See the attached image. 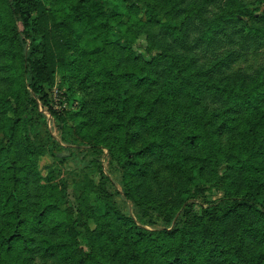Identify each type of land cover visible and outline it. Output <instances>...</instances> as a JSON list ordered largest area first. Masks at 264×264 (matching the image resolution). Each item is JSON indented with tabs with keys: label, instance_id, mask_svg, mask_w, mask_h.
I'll use <instances>...</instances> for the list:
<instances>
[{
	"label": "trees",
	"instance_id": "16d2710c",
	"mask_svg": "<svg viewBox=\"0 0 264 264\" xmlns=\"http://www.w3.org/2000/svg\"><path fill=\"white\" fill-rule=\"evenodd\" d=\"M121 2L118 16L102 0H0V264H264V71L228 85L230 57L199 65L207 36L195 43L192 14L204 3ZM231 4L217 21L236 20ZM143 35L151 60L119 42ZM58 78L81 101L71 132L48 102ZM46 115L100 173L74 208L38 171L60 146ZM218 180L225 196L211 201Z\"/></svg>",
	"mask_w": 264,
	"mask_h": 264
},
{
	"label": "rangeland",
	"instance_id": "374dc122",
	"mask_svg": "<svg viewBox=\"0 0 264 264\" xmlns=\"http://www.w3.org/2000/svg\"><path fill=\"white\" fill-rule=\"evenodd\" d=\"M102 1L107 12L113 11L118 16L124 15V5L121 0ZM158 1L162 2L163 0ZM226 1H232L230 8L236 12V20L231 24L217 21ZM186 3L188 8L191 5L189 3H204L195 14H192V23L197 29L194 32L195 43L207 36L194 52L199 65L207 66L217 62L215 60L217 58L230 57L232 64L218 73V77L222 76V80L228 79V85H233L242 78L257 77L264 71V0H221L217 4L206 3L205 0H186ZM139 7L144 9L142 5ZM260 17L263 18L260 19ZM124 21H126L125 18H123ZM160 21L163 23L164 19L160 18ZM210 38L211 41L208 40ZM119 42L146 60H151L158 54L156 49L152 50L148 45L144 35L133 42L127 38L119 39ZM224 57L223 60L226 61ZM60 85L61 79L58 78L57 85L48 90V102L54 110L64 116V126L70 131L69 114L77 112L81 101L79 97L72 96ZM46 118L47 127L60 146L56 147L54 151L56 157L46 154L40 159L38 171L42 177L50 179L53 185L64 189L67 197L65 206L74 208L80 197L78 186H82L87 177L98 185L100 173L97 168L87 166L94 159V154H91L92 151L80 144L73 135H68L69 142H63V134L59 126L49 115H46ZM251 121L253 118H245L239 129H244ZM0 141H4L2 136H0ZM99 160L103 165L105 174L112 181L114 189L120 193V196H116L117 203L131 216L136 217L137 213L132 208L131 203L123 200L121 196V189L118 184L119 170L111 161L108 152L104 151L103 156L99 155ZM222 172L219 179H225ZM176 179L180 181V175ZM225 191L223 182L215 181L207 193V198L211 201H217L225 196ZM94 199L96 200V196ZM194 212L200 215V207H194ZM89 225L92 226L91 223Z\"/></svg>",
	"mask_w": 264,
	"mask_h": 264
}]
</instances>
